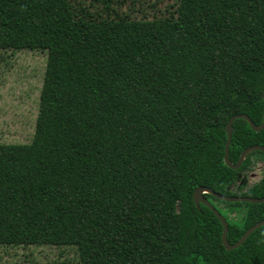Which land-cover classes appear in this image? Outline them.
I'll return each instance as SVG.
<instances>
[{
    "label": "trees",
    "instance_id": "obj_1",
    "mask_svg": "<svg viewBox=\"0 0 264 264\" xmlns=\"http://www.w3.org/2000/svg\"><path fill=\"white\" fill-rule=\"evenodd\" d=\"M12 4L0 50L47 61L32 140L0 143V245L75 247L81 264H264V225L228 250L193 199L198 186L264 197V170L229 191L263 152L224 162L229 118L263 121L264 0H179L134 20L14 21ZM253 144L264 128L236 119L231 161ZM222 202L243 210L225 215L231 243L264 219V202Z\"/></svg>",
    "mask_w": 264,
    "mask_h": 264
},
{
    "label": "rangeland",
    "instance_id": "obj_2",
    "mask_svg": "<svg viewBox=\"0 0 264 264\" xmlns=\"http://www.w3.org/2000/svg\"><path fill=\"white\" fill-rule=\"evenodd\" d=\"M179 0H13L17 20H66L82 16L130 20L173 16ZM47 52L41 49L0 50V143H28L35 132ZM250 168L229 191H246L260 181L264 157L252 156ZM250 170V171H249ZM227 220L243 210L209 198ZM226 215V216H225ZM228 221V220H227ZM0 264H81L75 247L55 245H0Z\"/></svg>",
    "mask_w": 264,
    "mask_h": 264
},
{
    "label": "water",
    "instance_id": "obj_3",
    "mask_svg": "<svg viewBox=\"0 0 264 264\" xmlns=\"http://www.w3.org/2000/svg\"><path fill=\"white\" fill-rule=\"evenodd\" d=\"M261 98L264 100V88L263 92L261 95ZM245 119L246 121L249 122L251 128L255 131H260L264 128V113H263V121L261 125H257L254 123V121L250 118V116L246 113H237L231 116L226 124V132H227V141L225 144V154H224V162L227 166L233 168V169H238L243 161L245 160L246 156L254 151V150H259L264 153V146L260 144H253L248 147H246L240 154L239 159L237 160L236 163H233L230 159L229 153H230V145L232 141V132H233V122L238 119ZM205 193L211 194L215 196L218 199L227 201V202H250V203H262L264 202V197H252V196H245V195H225L220 192H216L210 187L206 186H198L195 188L194 193H193V199L195 202V205L197 206L198 209L201 208V204L207 206L212 210V212L218 217V219L221 221L223 225V232H222V242L223 245L226 249H234L238 248L240 245L243 244V242L259 227L264 225V219L258 221L251 227H249L244 234L240 237V239L235 242L231 243L228 240L227 234L229 231V224L228 221L225 219V217L220 213L216 207L206 198Z\"/></svg>",
    "mask_w": 264,
    "mask_h": 264
},
{
    "label": "flooded vegetation",
    "instance_id": "obj_4",
    "mask_svg": "<svg viewBox=\"0 0 264 264\" xmlns=\"http://www.w3.org/2000/svg\"><path fill=\"white\" fill-rule=\"evenodd\" d=\"M249 171H250V170H249ZM262 177H263V176H262ZM258 182H259V181H258ZM256 183H257V182H256ZM253 185H254V184H253ZM253 185H252V186H253ZM231 186H232V185H231ZM252 186H251V187H252ZM206 198L210 201V199H209L208 197H206Z\"/></svg>",
    "mask_w": 264,
    "mask_h": 264
}]
</instances>
